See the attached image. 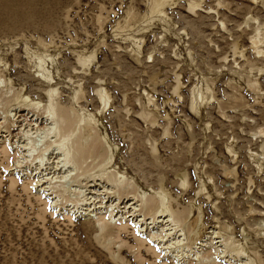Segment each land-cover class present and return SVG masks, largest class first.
<instances>
[{
  "label": "rangeland",
  "instance_id": "1",
  "mask_svg": "<svg viewBox=\"0 0 264 264\" xmlns=\"http://www.w3.org/2000/svg\"><path fill=\"white\" fill-rule=\"evenodd\" d=\"M203 1L208 4L205 8L214 12L190 13L186 10L189 0L166 1L162 7L175 23L166 29V16L150 19L154 16L150 9L152 0H24L21 5L11 6L18 13L16 17L0 16V66L13 73L10 77L13 84L25 80L34 82L27 74H36L37 59H42L44 66L58 77L65 71L70 72L78 55L95 53L88 74H84L85 78L79 81L69 99L78 92V103L94 105L90 96L97 79L107 89L109 106L95 120L109 128L119 146L113 160L116 165L121 167L124 153L127 165L122 167L127 178L133 177L149 187L158 185L161 178L163 183L178 186L182 179L180 175L187 172L189 184L184 189L189 191L190 197L182 198L178 206V210L187 216L196 201L198 179L193 165L209 164L217 180L204 175L206 189L200 193L203 197L199 203L203 214L196 215L193 208L190 219L197 221L199 218V228L189 235L200 236L203 240L199 244L205 246L197 244L192 251L199 248V258L211 254L207 247L209 237L204 235L210 236L208 231L213 230L212 226L218 227L217 218L222 225H228V231L234 229L232 238L249 235L245 245L259 258L260 264H264V221L259 223V216L251 209L261 210L260 205H264V171L260 165L253 167L247 152L245 161H240L239 148L240 144L246 150L249 148L248 132H253L251 128L264 122V113H253L249 117L243 112H257L264 107L260 98L246 88L240 90L241 99L233 103L237 105L236 112L226 110L225 119L217 104V100L231 101L227 98L234 90L229 84L242 85L244 80L239 72H243L244 61L237 60L241 63L239 70L235 68L238 63H232L233 72L223 78L227 87L221 84L211 94L204 93L201 99H196L200 108L196 119L190 117L189 104L198 82L190 85L184 82V69L191 75L197 60L205 59L207 55L213 61V64L209 62L214 70L207 69L206 76L215 83L219 81L222 74L216 72L215 54L231 55L234 46L233 36L226 31L240 30L242 41L236 47L246 46L249 34L255 32L258 24L264 23V0ZM189 31L199 39L195 47L194 44L188 46ZM216 39L219 42H215ZM196 48L202 50L200 57ZM96 62L92 74L90 69ZM5 78L0 93L6 94L10 88ZM261 79L264 84V77ZM85 80H88L87 87ZM178 81L180 87H177ZM209 110L215 126L222 120L226 125L227 134L223 139L217 135V127L213 132L210 130L213 121H206ZM235 148L237 152L233 151ZM8 150L0 146V157L4 151L13 157L15 152ZM210 154L213 157L204 162ZM224 154L231 162L224 161ZM225 165L232 169L238 189L230 188L232 183H221L219 174ZM186 166L189 169L184 172ZM13 167L0 168V264H118L99 240L101 231L95 220L104 216L102 212L93 217L81 214L75 218L65 210L49 207L50 203L39 195V189L28 186V175H9V169ZM257 171L262 175L254 179ZM114 174L118 176L117 169ZM220 192H223L221 201L216 197ZM55 211L61 214H55ZM118 220L119 216H116L115 221ZM104 230L107 232L108 228ZM112 233L103 237L110 240L113 251L122 243V238L113 237L116 232ZM154 247L158 250L161 244ZM165 253L159 249L137 258L134 253L122 250L128 264H180L174 249ZM193 255L194 252L189 258L194 259ZM214 256L215 264H240L226 258L222 261L217 254ZM196 261L187 259L184 264H195Z\"/></svg>",
  "mask_w": 264,
  "mask_h": 264
},
{
  "label": "bare ground",
  "instance_id": "2",
  "mask_svg": "<svg viewBox=\"0 0 264 264\" xmlns=\"http://www.w3.org/2000/svg\"><path fill=\"white\" fill-rule=\"evenodd\" d=\"M166 1L170 2V0H152L150 9L154 16H151L150 19L156 18L158 15V18L161 15L166 16L167 21H164V27L167 29L170 25L175 26V23L165 14L166 9L162 7ZM23 2L24 0H0V16L16 17L18 13L12 10L11 6L21 5ZM203 2V0H189L187 12L195 14L198 11L206 14L214 12L209 7L205 8L208 4ZM176 7L179 8V5ZM239 31L233 28L226 31L230 36H233L234 46L230 51L231 55L225 52L215 54L216 72L219 75L222 74L218 82L215 83L209 79V76H206L207 69L214 70L211 65L213 61L208 55L205 56V59L201 57L197 60V65L191 70V75L184 69L186 84L198 82L197 94L193 91V94L190 95L189 110L192 113L189 114L192 119H196L200 114L196 99H201L204 93L211 94L214 89H219L221 84L227 87L224 85L227 82L223 78L233 72L232 63H238L235 66L236 69L241 68L238 66L241 64L237 61L239 58L244 61V66L241 68L243 72H239L244 80L242 85L240 87L228 85L234 90V93L227 98L231 101L223 103L217 100L224 119L226 110L229 113L236 112L237 105H233V103L236 99H241L240 90L242 88H246L250 93L258 96L261 106L264 107V84L261 79L264 77V23L258 24L255 27V32L252 31L249 34L246 39L247 45H242L243 48L236 47L237 43L242 41L239 38L242 32ZM187 34L189 35L186 38L188 46L194 44L193 47H195V42L199 41L197 35L190 31ZM215 42H219V40L216 39ZM196 50L200 57V54H203L202 50L197 48ZM94 57L95 53H88L85 56L78 55L74 59L70 72L65 71L58 77H54L44 66L42 59H37L36 74H27L29 79L35 81L25 80L16 84H13L10 78L13 73L0 66V85L4 83L6 77L10 88L6 94L0 93V146H3L6 151H9L10 148L15 152L13 157H10L6 151L3 152L0 157V168L14 166L9 169L11 172L9 175L19 173L25 174L24 176L28 175V186L39 189V195L47 203H50L49 207L55 210H65L75 218L81 214L93 217V215H99L102 212L101 215L104 216H98L95 220L98 230L101 231L99 240L108 250L111 258L118 264H128L125 256L122 255V250L124 252L128 250L131 254L134 253L137 258H141L142 255L151 251L156 253L159 249L166 253L168 250L174 249L178 253L176 260L180 264L186 263L187 259L197 260L195 264H215V254L222 261L226 258L240 262V264H260L259 258L252 254L248 246L245 245L249 235L240 239L232 238L234 229L228 231V225H222L217 218L215 221L218 222V227L212 226L213 230L208 231L210 236L204 235V237H209L207 247L211 254L199 258L200 256L197 254L199 248L192 251L200 243L199 241L203 240L198 235L193 237H189V235L199 228V218L197 221L194 218L190 219L193 208H195L196 215L203 214L199 203L203 197L200 193L206 189L204 175L215 182L217 180V175L214 170H211L209 164L196 166L197 163H194L193 165L198 184L194 198L196 201L187 216L182 210H178L182 198L189 199L190 197L189 191L184 189L189 184V174L185 172L189 169L187 166L184 170L186 175H180L182 179L178 186L169 185L168 182L163 183L161 178L158 185L149 187L146 184H140L138 180H133V177L127 178L126 171H123L124 167H122L127 165L124 153H122L121 167L116 165L113 160L119 146L109 128L106 129L103 124L95 120V117L102 116L109 106L110 94L107 89L103 85L101 86V81L97 79L94 80V89L90 96L94 100V105L78 103V92L72 96V99H69L72 91H76L74 88L79 86V81L85 78L84 74L85 76L88 74ZM96 65L97 62L90 69L92 74ZM26 71L29 72L30 69L27 67ZM220 81L221 83H219ZM87 82L88 80L84 81L86 87ZM177 85L180 87V81L177 82ZM11 91V95H8ZM209 109H212V106ZM253 113L263 114L264 109H258L257 112H243L249 117H252ZM206 121H213L211 132L217 127V135L220 136V139L225 137L227 131L224 121L218 122V125L215 126L211 110H209ZM252 129L253 132H248V136L251 138L249 148L246 150L243 144L239 145L240 161H245V152H247L253 161V167L256 164L260 165L261 170L264 171V122L250 130ZM209 138H213L212 134L209 135ZM233 151L237 152V149L235 148ZM211 157H213L211 154L208 155L204 162ZM224 161L231 162L225 154ZM206 166L207 170H204ZM116 169L120 174L118 176L114 174ZM260 172L254 173V179L262 175ZM219 175L221 183H232L230 188L238 189L235 188L238 181L233 177L232 169H228L227 165L221 169ZM139 179L142 178L139 177ZM249 182H251V178H249ZM225 187L226 185H224ZM222 193L216 194L220 201L223 197ZM260 206L261 210L251 208L254 213L256 212L255 215L259 216L257 218L259 223L264 221V211H262L264 205ZM109 208H111L110 211L107 210ZM220 213L224 214L222 210ZM55 214H61V212L55 211ZM116 216H119L118 221H115ZM104 228H108V231L106 232ZM159 229H161L160 232ZM112 232H116L113 237L122 238V243L117 250L113 251L110 240L103 237L112 235ZM158 244H161V247L155 250L154 245ZM123 245L126 246V249ZM201 245V247L205 246V244ZM192 252H194V259L189 258Z\"/></svg>",
  "mask_w": 264,
  "mask_h": 264
}]
</instances>
